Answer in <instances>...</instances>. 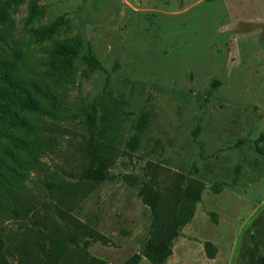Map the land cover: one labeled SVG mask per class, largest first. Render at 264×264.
I'll return each mask as SVG.
<instances>
[{"label":"rangeland","instance_id":"1","mask_svg":"<svg viewBox=\"0 0 264 264\" xmlns=\"http://www.w3.org/2000/svg\"><path fill=\"white\" fill-rule=\"evenodd\" d=\"M63 40L79 58L59 117H47L58 145L25 181L33 209L2 217L5 264H47L42 222H61L53 183L79 192L71 214L107 238L67 230L77 238L61 264H131L136 254L155 264L142 254L153 213L141 191L150 184L174 203L195 179L204 187L194 215L161 264H262L264 0H0V48L11 56L45 58ZM89 53L103 68L80 59ZM92 133L109 163L103 180L82 182Z\"/></svg>","mask_w":264,"mask_h":264},{"label":"trees","instance_id":"2","mask_svg":"<svg viewBox=\"0 0 264 264\" xmlns=\"http://www.w3.org/2000/svg\"><path fill=\"white\" fill-rule=\"evenodd\" d=\"M49 53L42 58L20 49L11 56L0 48V222L6 214L21 218L33 209L26 202L25 181L29 172L41 165L42 155L55 151L58 145L55 135L58 123L48 121L47 117H59L63 101L61 88L73 79L75 60L79 56L74 44L67 40L57 41ZM80 59L91 68H103L90 53ZM87 121L91 128H96L95 106L93 111L87 112ZM80 150L85 161L79 181L103 180L109 163L105 141L94 138L92 133ZM203 187L200 180H192L188 189L174 195V203L169 198L164 199L160 192L153 191L150 184L141 191L143 201L150 205L153 213L151 234L142 252L152 263H164L173 253L174 240L180 235L181 228L191 221ZM49 188L57 195L59 204L55 205V212L61 222L53 218L50 225L47 219L42 222L49 230L46 235L48 246H40L47 264H61L68 251V242L76 240L75 233H67V230L79 229L91 237L107 241L106 237L71 214L80 198L79 192L59 183L50 184ZM32 230L40 233L39 229ZM205 249L208 257H215L217 249L211 241L205 243ZM140 258L141 255L136 254L131 264H138ZM3 261L5 264L0 253V264ZM259 261L264 264V256L259 257Z\"/></svg>","mask_w":264,"mask_h":264}]
</instances>
